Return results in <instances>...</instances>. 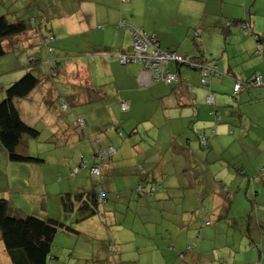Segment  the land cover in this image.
Returning <instances> with one entry per match:
<instances>
[{"label": "rangeland", "instance_id": "rangeland-1", "mask_svg": "<svg viewBox=\"0 0 264 264\" xmlns=\"http://www.w3.org/2000/svg\"><path fill=\"white\" fill-rule=\"evenodd\" d=\"M18 3V7L1 4L0 11L6 14L10 21L22 18L29 23V16H35V12L32 9L25 11L27 0H23L22 4L20 1ZM53 32L56 35L55 31ZM21 37L15 36L10 42H4L5 48L17 46L15 53L10 52L5 56L10 57L5 61L7 67L13 64L26 67L27 56L39 57L35 50L37 46L33 48L29 43L26 44L31 37ZM189 41L191 43V40ZM65 43L71 47L69 50L74 51L67 52V57H63L62 61L78 60V57L84 55L77 51L80 43L78 38L66 39ZM192 46L196 50L194 43ZM211 48L214 49V46ZM217 49L219 50V47ZM120 68L113 69L115 73L112 76L108 75V68L92 67L90 85H100L94 92V95H98V99L94 101L92 92L85 87L82 75H70L67 70V73L60 72L57 78L51 79L45 74L42 63L32 68L33 74L40 79L35 91L16 101L27 124L41 132L39 138L30 141L28 154L44 160L35 164L36 166L42 164L49 173L54 171L53 179L44 191L48 210L42 205V200L37 205H32L31 202L35 198H31L28 202L25 200L27 206L25 202L20 201L24 214L46 216L64 222L60 194L69 191V188L73 190L79 184L84 185L86 189L91 188L93 183L99 180V176L89 172L94 162V148L105 150L112 145L116 149L111 158L104 157V165L102 164L104 172L100 181L107 194L106 205H101L96 215L76 225V233L59 229L53 238L47 264H107L108 250L112 255L111 264H150V260L153 264H185L186 258L183 261L178 259L177 253L184 249L186 237L191 236L187 233L188 227L186 228L190 221V229L194 223L195 229L201 231L199 238L195 237L196 231L193 239H206L205 255L203 254V258L200 256L198 264H222V256L226 255L228 250L226 242L232 237L241 242V253L236 257L235 264H244L250 254H255L257 258V250L248 249V245L262 240L260 245L264 248V184L262 182L254 186L251 182L256 180L257 175L260 179L264 175L258 164L261 157L256 153V146H253L258 145L261 138L252 135L246 145L245 141L235 136L239 125L231 126V136L224 141L225 145H228L225 149L228 152L209 154V151L191 143L196 140V134L189 122L180 125V119L173 120L165 115L163 107L167 104L166 99L155 101L151 98L152 95L146 93L131 102L129 98L120 96L119 90L127 86V81L121 78ZM112 78L116 81L117 88ZM231 95V90H227L224 94L217 93L216 98H223L235 105L239 97ZM255 99L258 97L252 98L251 101ZM262 99L264 100V97L261 101ZM122 100L129 106L127 111L120 109L119 102ZM63 101L69 104L68 110L64 112L59 109ZM94 106H98L97 109H94ZM77 117L85 119L84 129L77 126ZM191 121L194 122L195 119ZM244 143L251 160L246 161V164L250 163L249 166L253 165L252 169H255L248 175H241L240 169L245 162L243 155L231 157ZM136 151L145 154L149 161L158 165L153 177L161 184V188L153 194L138 195L134 191L140 182L141 173L134 158ZM193 151L200 153V157L193 156L189 159L187 153L191 154ZM80 154L87 159L88 167L70 178L69 169L79 165ZM73 155H76L75 159ZM72 158L75 162L71 161ZM229 163L232 165L231 169L237 170V178H230L227 165ZM212 172H218L216 178L222 177L225 180L224 191L237 195V199L242 200V203L233 208L237 211V216H240L235 221V228L230 226L227 220L215 216L222 200V187L217 182L214 183L210 175ZM162 173L163 179L160 177ZM40 178L42 180L41 176ZM193 178L196 183H192ZM248 179L250 182H247ZM142 184L145 185V182ZM196 190L200 192L199 197ZM14 194L16 193H13L14 200H18ZM260 198L263 199L262 206L258 203ZM205 221L209 224L205 225ZM215 224V233L203 234L202 229L213 228ZM137 246H140V249ZM194 251L197 252L195 248ZM243 251L248 254H243ZM257 259H252L251 264ZM227 261L230 262V259ZM0 264H3L2 261Z\"/></svg>", "mask_w": 264, "mask_h": 264}, {"label": "crops", "instance_id": "crops-1", "mask_svg": "<svg viewBox=\"0 0 264 264\" xmlns=\"http://www.w3.org/2000/svg\"><path fill=\"white\" fill-rule=\"evenodd\" d=\"M19 1L20 4L23 3V0H0V5L5 3L7 6L18 7ZM27 1L28 6H25L27 7L25 11L32 9L35 12V16H29V29L25 33L20 34L21 38L23 39L26 36L28 38L31 37L26 44L29 43L33 48L37 46L35 50L39 53L38 59L41 57L42 60H45L43 39L45 38L46 30L54 35V41L52 42L54 54L61 59L67 57V52L71 53L74 51L69 50L71 47L65 43L66 39L78 38L80 43L77 46V51L82 52L84 55L78 57V60L67 61L66 59V62L60 60L58 69L62 73H67L68 70L70 75H82L85 87L92 92L91 97L94 101L98 99V95H94V92L100 85H90L92 67H95V69L108 68L110 70L108 75L113 76L115 73L113 69L130 64H123L119 61L116 54L123 50H129V36L132 29L141 28L149 34H154L160 49L177 52L188 59L196 56L195 48L192 46L195 39L203 52L204 64L216 67V73L213 72L210 75L207 87L200 85V71L194 67H187L186 65H180L172 61L166 63L163 67L165 72L179 75V80L167 84L152 81L150 73L141 64L131 63L130 66L120 68L121 78L127 81V86H125L126 88H121L118 94L129 98L131 102H134V99L142 95L144 96L146 93L152 95L151 98L155 101L166 99L167 104L163 108L167 117L173 120L180 119V125H186L189 122L193 132L201 129L205 135H208L207 151H209V154H222L221 151L228 152L225 150L228 145H225L224 141L231 136L229 134L231 126L235 127V125H239V130L237 129L238 133L235 134L234 130L232 132H234L235 136L239 137V140L245 141L246 145H248L247 141L251 139L252 135H258L261 138L260 143L258 145L253 144V146H256V153L261 157L258 164L260 165L261 172L264 173V100L262 99L261 101V98L264 97V43H262L260 49H257L254 38L242 31L243 28L239 25L240 23L230 25L229 28L225 25L231 20L248 19L251 30L264 37V0ZM0 13L2 12L0 11ZM119 22H123V24L118 25ZM223 26L227 28L224 30ZM195 30L198 31L196 37L193 35ZM53 31H55L56 35ZM189 40H191V43ZM213 46L214 49L211 48ZM216 47H219V50ZM16 48V45L8 47L6 49L7 53H15L17 51ZM96 49L103 50L98 51ZM7 53L0 57V97L1 91L6 84L16 80L24 72L22 65L17 66V64H13V66H6L7 63L5 61L10 58L5 57L8 56ZM27 58L33 57L27 56ZM182 67H186V69ZM47 70L48 68L44 64L45 74L49 76ZM254 75L261 77L262 84L239 91L234 95L235 97H239L235 105L223 98H216L217 93L224 94L227 90H231L232 93L237 80L245 82L252 79ZM114 86L117 88L116 81L114 82ZM210 93L214 94V106L207 102V97ZM231 96L234 97L233 95ZM87 97L89 99V96ZM256 97L258 99L251 101L252 98ZM67 105L69 104L67 103ZM94 107V109H97L98 106ZM214 108L218 112L219 117L212 115L211 111ZM19 110L24 119L20 108ZM193 119H195L194 122L191 121ZM246 145L244 143V145L240 146L241 149L231 154V157L239 154L243 155V161L245 162H243L240 169L242 171L241 175H248L252 171H255V169H252L254 168L253 165L249 166L250 163L248 162L246 164V161L251 162L248 158L250 153ZM109 146L111 147L112 145ZM115 152L116 149L113 147L112 155ZM81 155L84 156L83 154ZM187 156L189 159H192L193 156L200 157V153L193 151L190 154L188 152ZM73 158L75 159L76 155H73ZM73 158L71 161L75 162ZM134 158L135 162H138V166L141 165L143 168L141 177L157 181L153 176L158 165L149 161V157L145 154L142 155L139 151L135 152ZM227 165L229 167L230 178H237V170L231 169L232 165L230 163ZM45 168L42 164L38 166L35 164L21 166L11 162L0 145V196L11 198L20 208L22 206L20 201L25 202L27 206L28 200L35 198L31 204L37 205L43 197L45 209L48 210L44 191L47 190L48 183L53 179L54 171L49 173ZM210 175L214 183L217 182L222 187L220 189L222 200L218 205L219 211L215 216L218 219L227 220L229 225L235 228V221L240 216H237V211L233 208L242 203V200L237 199V195L234 196L228 191H224L223 183H225V180L222 177L220 179L216 178L218 172H212ZM141 177L139 175V178ZM160 177L163 179L164 173ZM225 177L227 178L228 176L226 175ZM194 182L196 183L195 178L192 179V183ZM247 182H250L249 179ZM251 182L254 186L262 182L264 184V175L261 179L257 175L256 180H252ZM80 188L86 187L79 184L73 190ZM69 190H72V188H69ZM13 193H16L14 197H17L18 200H14ZM196 193L199 197V190H196ZM147 199L145 198V200ZM258 203L262 206L263 199L260 198ZM236 204L237 206H235ZM190 223L192 221L186 224V228L188 227L187 233L191 236L186 237L185 246L182 250H185V253L182 251L178 252L177 257L182 261L186 258L187 262L185 264H198L200 256L203 258V254L205 253L204 241L206 239L194 240L195 232L197 231L195 237L199 238L201 231L195 229L196 225L194 223L190 229ZM216 231V224L213 228L202 229L204 235L209 232L213 234ZM226 246L228 250L226 255L222 256L223 260L221 263L235 264L237 262L236 257L241 253V242L232 237V239L226 242ZM118 247L120 248V246ZM137 247L140 249V246ZM171 248L173 250L172 246ZM194 248L197 252L194 251ZM248 249L257 250L251 248L249 245ZM260 249L262 252L257 250L258 259L255 258V254H250L244 264H251L252 259H257L253 264H263L264 257L260 256L264 252L262 245H260ZM109 251L107 252V258L109 259L107 264H111L110 259L112 255L109 254ZM242 253L248 254L247 251H243ZM180 254H182V257H180ZM229 259L230 262L227 261ZM0 261L3 264H10L1 239ZM149 262L150 264L154 263L152 260Z\"/></svg>", "mask_w": 264, "mask_h": 264}, {"label": "trees", "instance_id": "trees-1", "mask_svg": "<svg viewBox=\"0 0 264 264\" xmlns=\"http://www.w3.org/2000/svg\"><path fill=\"white\" fill-rule=\"evenodd\" d=\"M238 23H240L239 25L242 26L245 23H249V21L248 19L231 20L225 25L229 28L230 25H236ZM226 26H223L224 30L227 28ZM28 29L29 23L25 20L16 18L15 20L10 21L8 20L6 14L0 13V57L7 53V48H5L4 42H10L13 37L25 33ZM46 31L47 33L43 39L45 60H42L41 57L40 59H38V57L27 58L28 66L23 67V74L11 83L6 84L4 89L1 91L0 99L2 97L3 98L0 100V145L6 152L8 159L11 162L17 163L21 166H26L28 164H40L44 161L39 157L30 156L28 154L29 143L30 141H33V139L38 138L40 130L27 124V122L22 118L20 110L16 105V101L17 99H24L29 96L39 85L40 79L35 74H33V67L39 66L42 63L46 64L48 68L47 73H49V77L51 79L57 78L60 74L58 65L60 64L59 62L61 58L54 54V47L52 46L54 35L48 32V30ZM242 31H244V29ZM246 34H250L254 38L256 48L260 49V46H262V43H264V37L254 33L253 31ZM193 43L196 47V56L190 59L184 57L186 58L187 62L191 64L187 62L175 63L186 65L187 67H193L192 64H196L194 68L198 69L201 75V68L199 65H205V60L203 59V52L199 48V44L195 39L193 40ZM48 48L50 49V53H47ZM130 49L131 44L129 50L120 51L116 55L120 53H129ZM117 58L119 59V57ZM128 63L129 62L123 64ZM254 77L255 75L252 77V79H249L245 82L253 80ZM177 80H179V75ZM59 98L60 96L58 99ZM62 99H64L63 96ZM122 102L123 100L120 101V108L122 107ZM67 103V101H63L59 105V109L63 112L67 111V107H69ZM126 105L127 108H121L122 111H127L129 109L127 102ZM214 110L216 111L215 108ZM215 111H211L212 115L219 117L218 112ZM79 119L83 120L82 124L79 123ZM76 124L80 129H84L85 119L77 117ZM194 133L196 134V140L191 143L207 150L208 135H205L204 131L201 129L194 131ZM107 149L101 150L100 148H95L93 151L92 159L94 162H92L89 172L91 175L99 176V180L93 183L91 188L69 190L60 194V203L65 215L64 222L55 220L51 217L24 214L23 209L17 206L11 198L0 196V239L3 242L4 250L10 260V264H47V260L50 257L51 245L56 232L59 229H62L68 232L76 233V225L96 215L100 210V206L106 205L107 194L102 187L100 176L103 172L102 164L104 157L111 158L113 156L112 153L111 155L102 154L103 152H106ZM100 155L103 156L101 157L102 159H99ZM81 156L79 165L69 169L68 177H75L81 169L88 167L87 159H85L84 156L81 158ZM97 166L100 168V171L96 174L92 172V169ZM138 167L142 173L143 168L141 165ZM141 173L140 177L142 175ZM139 179L140 182L137 184L134 190L138 195L153 194L157 189L161 188V184L155 180H150L147 177H141ZM142 182H145V185H143ZM43 204L45 208L44 198H42V205ZM249 246L253 249L261 251L260 243L251 242ZM260 256L264 257V252L261 253ZM180 257H182V254H180Z\"/></svg>", "mask_w": 264, "mask_h": 264}, {"label": "built area", "instance_id": "built-area-1", "mask_svg": "<svg viewBox=\"0 0 264 264\" xmlns=\"http://www.w3.org/2000/svg\"><path fill=\"white\" fill-rule=\"evenodd\" d=\"M123 22H119L118 25H122ZM244 29L245 33L251 32V25L250 23H245L241 26ZM198 34V31L195 30L193 32V35L196 37ZM130 44L131 49L129 53H120L118 54V57L122 63H139L141 64L146 71L150 73V79L152 81H163L165 83H171L173 81H176L178 79V75L172 72H165L163 67L166 63H169L171 61L174 62H187L186 58L182 57L178 53L174 51L169 50H162L158 47L157 39L154 34H149L146 31H144L141 28H134L131 31L130 36ZM47 53H50V49H47ZM189 63V62H187ZM191 64V63H189ZM193 67L196 66V64H192ZM201 68V76H200V83L203 87H207L209 85V78L210 75L214 72L216 73V67L215 66H208V65H199ZM261 77L259 75H256L253 80H250L248 82H241L236 81L235 85L233 87L232 95H236L239 91L251 87V86H258L261 85ZM207 102L214 106V94L210 93L207 97ZM122 109H126L127 105L126 102H122ZM64 107V105H63ZM215 111V110H213ZM216 112V111H215ZM79 123L82 124L83 120L79 119ZM113 153V147H108L106 152H103L102 154L111 155ZM102 155H100L99 159H102ZM100 168L97 166L94 169H92L93 173H99ZM101 196V192H100ZM209 222L206 221L205 224H208ZM258 264V263H256Z\"/></svg>", "mask_w": 264, "mask_h": 264}, {"label": "water", "instance_id": "water-1", "mask_svg": "<svg viewBox=\"0 0 264 264\" xmlns=\"http://www.w3.org/2000/svg\"><path fill=\"white\" fill-rule=\"evenodd\" d=\"M259 47V46H258ZM232 97V96H231Z\"/></svg>", "mask_w": 264, "mask_h": 264}]
</instances>
